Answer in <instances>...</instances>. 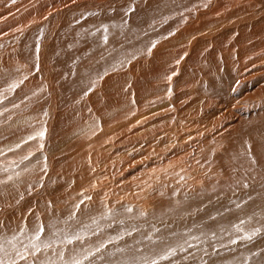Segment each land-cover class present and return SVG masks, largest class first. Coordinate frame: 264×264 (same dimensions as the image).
<instances>
[{
  "label": "bare ground",
  "instance_id": "obj_1",
  "mask_svg": "<svg viewBox=\"0 0 264 264\" xmlns=\"http://www.w3.org/2000/svg\"><path fill=\"white\" fill-rule=\"evenodd\" d=\"M149 1L162 0H0V182L11 164L43 155L17 177L22 187L1 192L0 232L65 210L105 216L127 204L148 216L180 200L263 185L264 0H175L178 7L153 22L172 28L151 51L59 98L93 57L64 64L81 56L75 48V57L56 63L71 71L54 70L55 39L64 47L84 36L74 26L84 15ZM26 200L38 207H24Z\"/></svg>",
  "mask_w": 264,
  "mask_h": 264
},
{
  "label": "rangeland",
  "instance_id": "obj_2",
  "mask_svg": "<svg viewBox=\"0 0 264 264\" xmlns=\"http://www.w3.org/2000/svg\"><path fill=\"white\" fill-rule=\"evenodd\" d=\"M133 4H127L126 8L122 5L119 9H111L100 15L92 13L84 15L74 26L88 32L84 36L77 37V41L73 37L72 46L69 40L68 44L60 47V44L57 43L59 46L56 44L59 39H55L48 58L49 66L55 67L54 70L57 67V70L60 68L61 72L68 73L70 67L64 68L65 63L76 67L84 61L85 56L93 57L88 66H78V69L74 70V77L68 80L63 90H60L59 98L65 97L64 95L71 93V90L74 92L81 90V85H85L90 77H97L103 71L112 68L118 69L116 65L123 67V64L129 62L127 59L125 61V58L129 60L131 57L130 61H132L143 56L141 51L146 54L147 51L144 50L151 49L148 47L153 46V40L158 39L157 36L160 37L165 33L163 30L167 28L166 33H169L172 28L171 22L159 26H155L154 23L164 20L167 12H173L178 7L177 1L162 0L149 1L148 4L142 5L138 2ZM88 17L91 19L86 23ZM34 34L35 32L29 37L32 43H28V49L25 48L28 50L26 51L28 60L32 58L29 54H33L36 43V39L31 37ZM75 48L76 53L78 51L77 54L81 56L75 57L70 53ZM69 53L74 55L76 60H72L73 56ZM66 57L71 61L68 62ZM81 58L83 60L80 61ZM119 61L126 63L120 64ZM56 63L63 65L59 66ZM22 120L12 121L13 125L10 123V126H16L17 123L20 125ZM33 139L26 138L24 141L27 143L37 141L36 138ZM24 141L22 146L25 144ZM54 150L47 152L54 154ZM40 154L37 153L36 158L31 157L33 160L30 158L31 160L26 163L25 159H21L20 163L11 164L9 174H13L12 180L9 179L11 177L9 174L5 180H1L0 197L9 188L14 192L15 189L22 187L23 184L21 185L19 181L23 173L21 175L20 173L30 171L29 168L37 169L43 160V155ZM261 173H264V170ZM261 182L263 185L260 184L258 187L250 184L252 189L244 186L245 191L242 193L240 190H231L221 199L210 197L207 200L197 197L195 200L190 198L186 202L179 199L177 203L181 204H173L170 210L156 214L149 213L148 216L138 217L137 213L127 211L130 209L127 204L122 205L119 210L112 211V214L106 213L105 216H92L86 214L87 212L76 216V213H69L68 208L69 212L65 210L56 213L55 219L49 217L41 222L32 220V223L25 222L22 227L12 226L10 229L2 230L0 245L6 250L7 255L5 251H0V260H4L5 264H10L13 259L16 264H66V261L75 255L83 261V264H144L145 261L150 262L153 259L157 264H264V181ZM36 188L37 186L32 189L30 187L27 191H34ZM21 204L31 208L34 205L33 209L38 207L35 200L31 202L26 200ZM122 211H126L127 214H119ZM37 233L40 234V241L37 243L40 244L41 250L35 255H30L31 243L36 242L33 241V237ZM75 235L80 239L73 240L71 244L67 243L65 237ZM45 243L49 245L48 248L44 247ZM101 244L104 247H100ZM26 248L28 251L25 250ZM97 248H100L98 252ZM14 249L24 252L27 259L23 261L15 256ZM60 252L64 254L63 259L58 255ZM88 253L94 255H90L88 260H83V255ZM162 255L168 258L161 259Z\"/></svg>",
  "mask_w": 264,
  "mask_h": 264
},
{
  "label": "snow or ice",
  "instance_id": "obj_3",
  "mask_svg": "<svg viewBox=\"0 0 264 264\" xmlns=\"http://www.w3.org/2000/svg\"><path fill=\"white\" fill-rule=\"evenodd\" d=\"M149 51H151V49H149ZM169 78H170V77H169ZM14 87H15V85H11L9 90H11V89L14 88ZM38 135L43 136V133L41 132V133H39ZM32 138H33V137H29V139H32ZM17 147H20V145L18 144ZM249 147H250V146H249ZM253 162H255L254 159H253ZM9 179H11V177H9ZM245 187H247V185H245ZM127 211H131V209H127ZM40 231H42V229H41ZM254 234H255V233H253V235H254ZM65 239H66L67 243L71 244V243H73V240H77V241H78V240L80 239V237H79L78 235H75V236H73V237H65ZM33 241H36V242H32V243H31V251H30V255H35L37 252H39V251L41 250V248H40V244L37 243V242L40 241V234H39V233H37V234L33 237ZM9 243H10V242H9ZM44 247H45V248H48L49 245L45 243V244H44ZM100 247H104V245L101 244ZM13 248H14V246H13ZM25 250L28 251L27 248H26ZM99 250H100V248H97V249H96L97 252H98ZM0 251H5V254L7 255V252H6V250L3 248L2 245H0ZM169 254H171V252H169ZM14 255H15V256H18L21 260H26V259H27V257L25 256L24 252H21V251L18 250V249H14ZM58 255L60 256L61 259L64 258V254H63V252L58 253ZM90 255H94V253H88L87 255H83V260H88ZM160 258H161V259H167L168 257L162 255ZM0 264H5V261H4V260H0ZM10 264H16V261L13 259V260H11ZM66 264H83V261H82L81 259L77 258L75 255H73V256H71L70 259H68V260L66 261ZM144 264H157V261H156L155 259H153V260H151L150 262H149V261H145Z\"/></svg>",
  "mask_w": 264,
  "mask_h": 264
}]
</instances>
